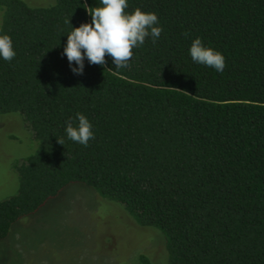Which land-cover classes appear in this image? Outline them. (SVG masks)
Wrapping results in <instances>:
<instances>
[{
	"label": "trees",
	"instance_id": "16d2710c",
	"mask_svg": "<svg viewBox=\"0 0 264 264\" xmlns=\"http://www.w3.org/2000/svg\"><path fill=\"white\" fill-rule=\"evenodd\" d=\"M0 6L16 52L0 57V115L20 114L37 142L0 201V241L79 183L160 231L169 264H264V0H128L158 16L160 37L129 67L85 59L82 75L62 53L100 0ZM196 38L223 54V72L191 59ZM77 113L93 126L87 147L67 138Z\"/></svg>",
	"mask_w": 264,
	"mask_h": 264
},
{
	"label": "rangeland",
	"instance_id": "374dc122",
	"mask_svg": "<svg viewBox=\"0 0 264 264\" xmlns=\"http://www.w3.org/2000/svg\"><path fill=\"white\" fill-rule=\"evenodd\" d=\"M49 7L56 0H21ZM3 9L0 6V26ZM37 149L20 114L0 115V201L15 195L14 165ZM169 264L162 233L139 226L117 203L74 183L47 200L0 241V264Z\"/></svg>",
	"mask_w": 264,
	"mask_h": 264
},
{
	"label": "clouds",
	"instance_id": "9594fccd",
	"mask_svg": "<svg viewBox=\"0 0 264 264\" xmlns=\"http://www.w3.org/2000/svg\"><path fill=\"white\" fill-rule=\"evenodd\" d=\"M100 4L102 6L86 9L91 16L90 23L72 27L67 34L62 55L67 57L71 71L76 75L83 74L85 59L89 64L103 66L106 56H110L116 69L129 67L133 49L143 45L149 35L155 43L163 31L155 26L159 23L155 13L144 12L139 7L131 13L127 12L128 0H100ZM65 23L70 24V19ZM184 35L187 37L189 34ZM189 52L197 64L214 68L217 72H223L226 67L223 54L205 47L200 38L192 41ZM15 56L11 37L0 35V57L10 62ZM73 64L77 67H72ZM76 119V127L71 120L67 121V138L87 147L94 139L93 126L81 113L76 114ZM57 142L64 145L63 138H57Z\"/></svg>",
	"mask_w": 264,
	"mask_h": 264
}]
</instances>
